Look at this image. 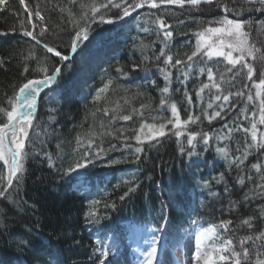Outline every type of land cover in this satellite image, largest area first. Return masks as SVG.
Listing matches in <instances>:
<instances>
[{
	"label": "trees",
	"instance_id": "obj_1",
	"mask_svg": "<svg viewBox=\"0 0 264 264\" xmlns=\"http://www.w3.org/2000/svg\"><path fill=\"white\" fill-rule=\"evenodd\" d=\"M92 2L0 0V107L10 110L9 100L28 80H43L61 70L29 110L32 124L22 179L0 198V264H101L132 225L148 229L158 245L173 251L186 236L197 245L195 236L215 227L218 239L212 237L210 243L219 246L230 240L238 253L247 247L251 255L243 264H255L258 257L264 258V240L241 241L264 232V188L257 187L264 185V148L248 147L253 144L254 122L258 141L264 133V125L258 123L264 93L257 98L253 87L264 72L260 59L264 6L259 0H213L198 6L165 7L157 0L158 7L145 8L112 25L97 21L101 15L118 21L124 16L122 9L109 5L93 19L90 10L81 8ZM222 5L230 11L226 13ZM26 6L33 13L34 29L27 23ZM37 10L43 21L36 19ZM224 17L241 21L250 43L261 50L256 58H246L254 68L251 80L241 65L229 72L232 66L223 57L209 59L200 53L187 61L196 49V33L219 26L216 22ZM157 18L173 32L167 47ZM21 20L39 44L23 35ZM41 27L47 29L43 36ZM84 28L87 39L67 62L43 47L48 44L69 56L76 33ZM162 48L173 57L172 64L176 59L185 63L166 65ZM207 68L213 69L221 88H208L197 96L202 84L211 83ZM37 87L36 99L43 86ZM164 87L168 93L161 92ZM217 95H228L229 100H215ZM162 98L167 101L164 107ZM171 103L177 105L182 121L189 115L198 119L174 128L168 123L174 120ZM217 111L220 116L206 118ZM122 115L132 118L113 119ZM4 122L6 116L0 114V124ZM141 123H164L166 134L138 144L132 137ZM191 133L196 137L189 145ZM137 147L142 151L137 153ZM219 149H225L227 156ZM86 159L92 163L76 168ZM6 172L0 161V173Z\"/></svg>",
	"mask_w": 264,
	"mask_h": 264
},
{
	"label": "snow or ice",
	"instance_id": "obj_2",
	"mask_svg": "<svg viewBox=\"0 0 264 264\" xmlns=\"http://www.w3.org/2000/svg\"><path fill=\"white\" fill-rule=\"evenodd\" d=\"M74 2V0H73ZM212 3V0H159L160 4H175L178 6H183L185 3L198 6L200 3ZM253 0H248V3H252ZM21 4H24V0H20ZM261 6H264V0H259ZM147 5L150 8L158 7L157 0H133L131 4L127 3L126 0H120L119 3H115L114 0H107L106 4H97L95 0L90 5H81L82 9L90 10L93 14V19L95 15L100 12L102 8H107L109 5L115 8H121L123 15L128 16L131 11H134L137 8H141L144 5ZM223 10L227 13L230 11L227 5H222ZM25 11L29 13L27 23L32 24L31 17L33 13L25 7ZM237 15L240 13L237 12ZM37 20L43 21V16L41 15L40 11H35L34 13ZM100 22L104 23H112V20L105 21L104 16H100ZM155 23L159 26V28L163 31V38L165 47H167L168 42H170L173 38V32L169 29V25L165 23L160 18H157ZM219 26L217 27H207L202 31H198L196 33L197 36V45L196 49L191 53V55L187 56V61H193V58L196 57L198 54L202 53L204 56L208 57L209 59L213 57H223L224 60L227 62L228 65L232 67L228 69L229 72L232 69L236 68L237 65H241L242 68L247 69V79L251 80L254 75V68L253 66L247 62L246 58H256L255 54L260 52V48L256 47L255 44L250 43L249 33L245 31V25L238 20L229 19L224 17L216 22ZM21 28L23 29V35L31 37L32 39L36 40L39 44L40 40L37 39V36L34 34L33 31L28 30L25 28V21H20ZM261 28L260 31L264 33V21L260 22ZM36 27L35 24H32V28ZM47 29L44 27L40 28V35L43 36ZM86 37V31L81 30L76 33V38L72 41V50L76 49V45L78 40L82 37ZM209 36L218 37V42L209 43ZM43 47L47 50V52L52 53L56 57H60L61 60L67 61L69 58L66 55H61L59 51H57L54 47L49 46L48 44H44ZM227 49V51L225 50ZM236 53L237 55H234ZM161 55L165 56L164 63L166 65L171 64L172 67H176L177 65H182L185 63L182 59H176L175 63L172 64L173 57L171 55H166L164 48L161 49ZM34 58V55L31 56ZM261 61H264V54L260 56ZM25 72L28 71L27 67L24 69ZM61 70L59 68L56 69V73L58 74ZM203 71V69H202ZM221 79H223V73L220 74ZM53 76H45L43 80H28L26 83L22 84L18 91L15 93L14 100L10 99L9 104L11 109H5L0 107V114L6 116V122L0 124V161H3V164L6 166L7 172L6 174L0 173V198H4L8 191L11 189L14 181L22 179V174L25 170L24 166V159H25V142L26 138L28 137V126L32 124V113L29 111L33 109L36 105V94L39 91L37 85L40 84H47L52 79ZM260 79L257 83L253 84V87L257 90L256 97L260 98L262 93H264V72L260 73ZM169 76L167 72L165 73V80H168ZM207 78L208 81L211 83H204L197 91V96H200L201 93L205 89L208 88H215L219 90L221 88V84L216 82L214 79V72L212 68H207ZM107 85L105 86V89ZM105 89H101L104 91ZM162 93H168V87H164L161 89ZM236 95H242V93H236ZM99 98V97H97ZM215 100L223 99L224 101L229 100L228 95L220 96L217 95L214 97ZM251 100L252 97L249 96ZM167 104L166 99L162 98L160 100L161 107H164ZM142 107H144L142 105ZM172 117L174 120H169L168 123L172 124L174 128H181L186 126L188 123H194L195 119L193 116L189 115L187 120L182 121L179 116L178 108L175 103H171L169 105ZM209 108L212 107V104L209 103ZM222 111V109H221ZM260 118L258 123L264 125V100H262L260 105ZM221 115L220 111L214 112L212 116H206L209 120L214 119ZM122 119V120H130L132 117L130 115H122L119 117H113V119ZM103 126V125H101ZM166 125L164 123H160L159 125L152 123H141L139 129L135 131V135L132 137L136 140L138 144L144 143L148 140H156L158 137L165 136ZM144 129L148 130V134L145 135ZM257 124L254 122L251 126V138L253 141L252 145L248 147H257V148H264V133L260 134L259 141L257 139ZM247 131V129H245ZM111 135V133H108ZM94 135V134H93ZM177 137L181 135L179 131L176 132ZM196 134L191 133L188 136V144L192 145L193 140L195 139ZM79 142V138H78ZM204 142H208V136L204 134ZM88 146H92V140L89 139ZM103 149L100 150L102 152ZM137 153L141 152L142 149L137 147L135 149ZM183 151V149H181ZM221 153L227 156V151L225 149H219ZM191 155V153H189ZM85 157L89 154L85 153ZM100 153H97V157ZM247 155V153H245ZM239 159V158H237ZM242 163V161H240ZM91 159H86L85 163H77L76 168H84L86 164H91ZM112 163H118V161H113ZM253 168H257L260 170L259 165H253ZM75 169L70 168L69 171H74ZM220 179H223V174H221ZM6 182V183H5ZM239 183H243V181H239ZM257 187L264 188V185H258ZM133 189L129 188L128 192H132ZM128 193H125L127 195ZM121 199L123 200L124 197L122 196ZM245 199H248L246 196ZM114 207V205H113ZM195 223V222H193ZM230 223V222H229ZM244 224H247L251 227V223L248 220L243 221ZM226 226V225H225ZM217 236L216 228L215 227H208L202 229L196 236L195 239L197 241V251L195 253V261L196 264H243V259L248 258L251 253L247 247L243 248L242 252L238 253L237 251L232 249V241L225 240L219 246H216L214 243H210L211 238ZM252 240H264V232H261L257 236H249L246 240L241 241V244L247 243V241ZM227 253H230L227 254ZM106 255V253H105ZM156 255V248L153 247L151 251L147 254L146 264H153V258ZM255 264H264V258H257L255 260Z\"/></svg>",
	"mask_w": 264,
	"mask_h": 264
},
{
	"label": "rangeland",
	"instance_id": "obj_3",
	"mask_svg": "<svg viewBox=\"0 0 264 264\" xmlns=\"http://www.w3.org/2000/svg\"><path fill=\"white\" fill-rule=\"evenodd\" d=\"M93 37L94 35L92 34L88 38L92 39ZM86 39L87 36H84L83 40L81 39L80 41L83 42ZM208 39L209 43L218 42L219 40L215 36H209ZM225 50L227 51V49ZM234 54L237 55L236 53ZM153 247H155V244L151 231L129 227L125 237L117 243L112 251L105 255L101 264H146L147 254ZM157 251L158 249L156 248L153 264H196L195 253L197 245L194 244V238L190 239L189 236L185 237L182 246L176 251V254H171L169 250H164L160 253V256L162 255L161 263H157Z\"/></svg>",
	"mask_w": 264,
	"mask_h": 264
},
{
	"label": "water",
	"instance_id": "obj_4",
	"mask_svg": "<svg viewBox=\"0 0 264 264\" xmlns=\"http://www.w3.org/2000/svg\"><path fill=\"white\" fill-rule=\"evenodd\" d=\"M244 1H248V0H244ZM254 1V0H253ZM202 3H206V2H202ZM184 5H189V4H187V3H185ZM162 6H178V5H175V4H162ZM145 8H148V6L147 5H145V6H143V7H141V8H137L136 10H134L132 13H130L128 16H124V17H122L120 20H119V22H112V23H108V24H117V23H120V22H122V21H125V20H127V19H129V18H131L132 16H134L136 13H138L139 11H141V10H143V9H145ZM97 22H100V20L99 21H97ZM96 22V23H97ZM105 23H107V22H105ZM83 30H85V28L83 29ZM76 51H77V48L73 51V50H71V53H70V55L68 56V58L70 59L72 56H74V54L76 53ZM68 59V60H69ZM67 60V61H68ZM67 61H64V62H67ZM60 69V68H59ZM56 73V72H55ZM59 74H60V72L58 73V74H55L54 76H53V74L51 75V76H53V79L50 81V82H53L54 80H56L57 79V77L59 76ZM49 82V83H50ZM49 83H47V84H40V85H38V86H44L43 87V89L39 92V94H38V98H37V100H36V103H38V100H39V97L42 95V93L48 88V86H49Z\"/></svg>",
	"mask_w": 264,
	"mask_h": 264
},
{
	"label": "bare ground",
	"instance_id": "obj_5",
	"mask_svg": "<svg viewBox=\"0 0 264 264\" xmlns=\"http://www.w3.org/2000/svg\"><path fill=\"white\" fill-rule=\"evenodd\" d=\"M75 38H76V37H75ZM81 38H82V40H83L84 36H82ZM80 43H81V41L76 45V48H78V46H79ZM63 62H64V61H63Z\"/></svg>",
	"mask_w": 264,
	"mask_h": 264
}]
</instances>
